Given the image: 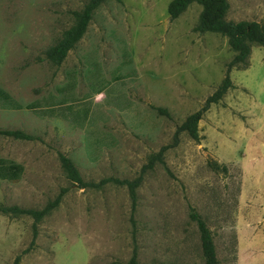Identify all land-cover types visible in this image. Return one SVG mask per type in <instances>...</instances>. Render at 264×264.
<instances>
[{
	"label": "rangeland",
	"instance_id": "rangeland-1",
	"mask_svg": "<svg viewBox=\"0 0 264 264\" xmlns=\"http://www.w3.org/2000/svg\"><path fill=\"white\" fill-rule=\"evenodd\" d=\"M86 1L0 0V89L22 106L62 100L89 110L75 126L60 115L0 106V128L35 137L0 134V159L22 166L19 175L0 177V205L40 209L67 188L35 237L31 217L0 213V264L18 255L19 264H125L133 250L139 264H205L190 207L213 235L218 264H264L260 235L246 225L253 221L246 202L255 199L243 192L244 183L245 190L264 183V46L252 48L251 67L230 71L235 87L203 114L200 140L180 134L163 163L143 174L133 211L125 186L71 184L59 154L85 182L136 178L216 89L233 52L226 37L193 30L197 3L170 20L171 0H106L60 66L40 60ZM228 1V19L264 22V0ZM71 79L72 92L62 91ZM241 162L255 166L248 181Z\"/></svg>",
	"mask_w": 264,
	"mask_h": 264
},
{
	"label": "trees",
	"instance_id": "trees-1",
	"mask_svg": "<svg viewBox=\"0 0 264 264\" xmlns=\"http://www.w3.org/2000/svg\"><path fill=\"white\" fill-rule=\"evenodd\" d=\"M106 0H87L82 8L72 11L73 22L71 26L65 29L54 44L45 49L40 60H47L55 66H60L66 58L68 52L72 50L77 42L85 34L88 25L92 19L95 10ZM197 3L201 6L197 22L193 27L195 32L204 33L212 32L220 34L227 39V44L233 52L232 59L226 64V69L223 79L220 81L212 94L208 95L201 107L194 112L188 114L185 119L177 126L173 143L171 145L162 146L158 152L151 154L147 163L142 167L141 173L134 179H119L109 177L102 179L99 182H85L73 161L63 153L59 154L60 166L65 177L71 184H79L81 187H91L100 189L108 183H113L119 186H125L128 190L132 210L134 211L137 200V188L140 186L143 174L152 169L156 163H163V154L167 148L178 143L179 136L186 133L191 139L199 141L198 123L202 119L205 112L208 111L211 104L219 103L228 90L234 88V84L230 77V71L233 68L243 70L249 67V59L252 48L254 46H264V22L256 20H230L227 14L230 8L228 0H171L167 5V14L170 20L179 17L191 4ZM75 87L73 79L62 88V91L69 93ZM61 90V89H59ZM100 90V89H99ZM102 91H98L100 93ZM65 101H60L54 106H37V103H30L22 106L14 100L7 92L0 89V106L3 108L19 110L25 108L33 111L41 117H54L60 115L69 119L75 126H83L87 120L89 110L86 108L72 109L71 105H64ZM118 106V105H117ZM157 111L160 114L170 116L166 108L158 107ZM0 134L5 137H10L16 140H33L34 136L19 129H2ZM215 168L218 167L214 164ZM222 171H226L225 165L221 166ZM22 172V166L10 160L0 159V177H8L11 175H19ZM67 192V188H62L61 191L51 200H49L42 208H22L17 205H0V213L9 216L26 215L33 219V233L36 235L38 223H40L48 214L55 210L61 203L63 196ZM189 217L197 225L199 232L200 247L205 264H218L216 257L213 235L207 226L204 219L190 207ZM20 256H16L11 264H19ZM125 264H139L137 252L133 250L131 257Z\"/></svg>",
	"mask_w": 264,
	"mask_h": 264
},
{
	"label": "crops",
	"instance_id": "crops-1",
	"mask_svg": "<svg viewBox=\"0 0 264 264\" xmlns=\"http://www.w3.org/2000/svg\"><path fill=\"white\" fill-rule=\"evenodd\" d=\"M251 67V64L250 66ZM247 69V68H246ZM236 85V84H235ZM242 86V85H241ZM209 110V109H208ZM223 155V154H221ZM220 160H222L223 162L228 161L225 158H221ZM240 167L242 170V174H243V179H245L246 181L249 180V178H251L252 174H255L253 168L255 167L253 164H244V163H240ZM245 184L244 183V189L243 192H249L248 195V200H253L255 199V201L253 203H247L246 202V212L248 213L247 215H249V218H252V223H248L246 222V225L248 227L254 226V232H258L256 235L257 237L260 235V238L256 239V242L259 246V244H261L260 246H264V201L262 202V205L259 208V211L256 212V206L254 204L258 203L257 199L262 198V200L264 199L263 195H264V183H251L250 187L247 188L245 190Z\"/></svg>",
	"mask_w": 264,
	"mask_h": 264
}]
</instances>
